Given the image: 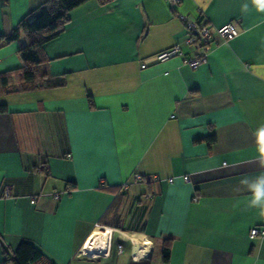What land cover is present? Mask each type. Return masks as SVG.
<instances>
[{
	"label": "crops",
	"instance_id": "0c3cea01",
	"mask_svg": "<svg viewBox=\"0 0 264 264\" xmlns=\"http://www.w3.org/2000/svg\"><path fill=\"white\" fill-rule=\"evenodd\" d=\"M43 1L0 4V33ZM179 16L212 32L235 21L237 34L213 33L195 68L182 56L140 68L173 44L194 54ZM22 43L0 47V72L19 66ZM42 54L64 84L0 98V264H15L21 241L55 264H264V236H248L264 229L249 206L264 175V0H88ZM100 227L112 232L109 256L80 255ZM134 233L149 242L141 261Z\"/></svg>",
	"mask_w": 264,
	"mask_h": 264
},
{
	"label": "trees",
	"instance_id": "16d2710c",
	"mask_svg": "<svg viewBox=\"0 0 264 264\" xmlns=\"http://www.w3.org/2000/svg\"><path fill=\"white\" fill-rule=\"evenodd\" d=\"M86 1L88 0H45L27 12L12 29L0 33V47L18 41L20 38L23 39L22 45L16 52L19 66L0 72V94L26 92L64 84L63 77L55 78L48 75L47 60L42 54V46L62 31L68 21L70 10ZM98 1L104 4L110 0ZM0 4L5 5L6 0H0ZM196 22L198 25H207L200 23L199 20ZM87 100L89 107H92L90 96ZM4 112H7V105L0 104V113ZM199 140L209 144L215 140V135L210 134ZM169 251V243L166 241L161 248L164 262L168 261ZM10 259L15 264H55L27 241H21L18 244Z\"/></svg>",
	"mask_w": 264,
	"mask_h": 264
},
{
	"label": "built area",
	"instance_id": "2783aa9c",
	"mask_svg": "<svg viewBox=\"0 0 264 264\" xmlns=\"http://www.w3.org/2000/svg\"><path fill=\"white\" fill-rule=\"evenodd\" d=\"M170 8H175L177 4L180 2V0H167ZM180 20L184 23L185 27V37H184V42L188 46L192 47L194 50V54L192 56L186 57L184 56V53L180 46L178 44H173L172 46L165 48L147 58H143L139 61L140 68H145L147 64L151 62H164L170 58L176 57V56H182L184 63L190 67V68H195L201 64H204L207 60V55L209 51V45L211 43V38L213 33L219 35L221 38L224 40H230L237 34L236 26H235V21H228L224 24H222L219 27H216L214 31L212 32L208 25H198V23L194 20H188L186 19L185 16H179ZM142 179L141 174H135L133 176V181L137 182ZM171 180V179H169ZM123 187H127V183L122 185ZM10 189L11 185L6 184L3 186L2 192H1V198L7 197L10 194ZM52 196L54 198H58V193H53ZM149 195H145V198H148ZM34 199L30 200V203L34 202ZM103 230H106L107 228L100 227ZM109 230V229H108ZM111 230H109V236L106 240L102 241L101 247L98 249L93 250L92 252H86L81 251L84 243L79 249V254L86 256V257H94V258H100V257H105L109 256L110 254V249H111ZM249 238H254V237H259V236H264V229L262 228H251L248 233ZM140 248V245L136 251L135 254L131 256L132 260L133 257H135L138 253V250ZM148 249V248H147ZM116 251L117 253L122 252V244L118 243L116 246ZM149 249L145 253L148 255Z\"/></svg>",
	"mask_w": 264,
	"mask_h": 264
},
{
	"label": "bare ground",
	"instance_id": "6f19581e",
	"mask_svg": "<svg viewBox=\"0 0 264 264\" xmlns=\"http://www.w3.org/2000/svg\"><path fill=\"white\" fill-rule=\"evenodd\" d=\"M109 236V230H103L102 228H96L94 229L86 238V240L84 241V245L81 249V251H87V252H92L95 249H98L101 247L102 241L106 240ZM123 238H126V234L121 235ZM133 242H135L136 244L140 245V248L138 250V253L135 257H133V259H135V261L137 260H143L145 258V253L147 252V246L149 244L148 240L146 238H144L143 236L139 235V234H131L129 237ZM85 251V252H86Z\"/></svg>",
	"mask_w": 264,
	"mask_h": 264
},
{
	"label": "clouds",
	"instance_id": "9594fccd",
	"mask_svg": "<svg viewBox=\"0 0 264 264\" xmlns=\"http://www.w3.org/2000/svg\"><path fill=\"white\" fill-rule=\"evenodd\" d=\"M262 133H264V127L259 130V152L261 156V162L264 164V138H262ZM259 182L249 185V188L253 192V197L249 202L250 207H256L260 211V215L264 216V175L257 177Z\"/></svg>",
	"mask_w": 264,
	"mask_h": 264
},
{
	"label": "rangeland",
	"instance_id": "374dc122",
	"mask_svg": "<svg viewBox=\"0 0 264 264\" xmlns=\"http://www.w3.org/2000/svg\"><path fill=\"white\" fill-rule=\"evenodd\" d=\"M7 95H11V94H0V98H3V97H5V96H7ZM116 236V235H115Z\"/></svg>",
	"mask_w": 264,
	"mask_h": 264
},
{
	"label": "water",
	"instance_id": "95a60500",
	"mask_svg": "<svg viewBox=\"0 0 264 264\" xmlns=\"http://www.w3.org/2000/svg\"><path fill=\"white\" fill-rule=\"evenodd\" d=\"M133 248H135V251H136L138 249L137 244H135ZM135 251H133V252H135Z\"/></svg>",
	"mask_w": 264,
	"mask_h": 264
},
{
	"label": "snow or ice",
	"instance_id": "6c2138e0",
	"mask_svg": "<svg viewBox=\"0 0 264 264\" xmlns=\"http://www.w3.org/2000/svg\"><path fill=\"white\" fill-rule=\"evenodd\" d=\"M261 135H262V138H264V133H262Z\"/></svg>",
	"mask_w": 264,
	"mask_h": 264
}]
</instances>
